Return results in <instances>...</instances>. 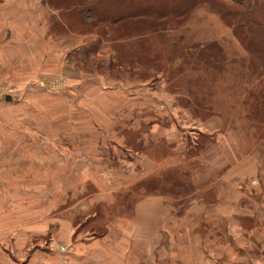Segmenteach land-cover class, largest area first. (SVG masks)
I'll return each instance as SVG.
<instances>
[{"label": "rangeland", "instance_id": "1", "mask_svg": "<svg viewBox=\"0 0 264 264\" xmlns=\"http://www.w3.org/2000/svg\"><path fill=\"white\" fill-rule=\"evenodd\" d=\"M239 1L0 0V264H264Z\"/></svg>", "mask_w": 264, "mask_h": 264}, {"label": "trees", "instance_id": "2", "mask_svg": "<svg viewBox=\"0 0 264 264\" xmlns=\"http://www.w3.org/2000/svg\"><path fill=\"white\" fill-rule=\"evenodd\" d=\"M239 0H236V2H238ZM240 2V1H239ZM260 5V9L264 10V2L259 4ZM255 8V4H251L248 6V10H253Z\"/></svg>", "mask_w": 264, "mask_h": 264}, {"label": "built area", "instance_id": "3", "mask_svg": "<svg viewBox=\"0 0 264 264\" xmlns=\"http://www.w3.org/2000/svg\"><path fill=\"white\" fill-rule=\"evenodd\" d=\"M5 95H7V93H1V96H5Z\"/></svg>", "mask_w": 264, "mask_h": 264}, {"label": "water", "instance_id": "4", "mask_svg": "<svg viewBox=\"0 0 264 264\" xmlns=\"http://www.w3.org/2000/svg\"><path fill=\"white\" fill-rule=\"evenodd\" d=\"M8 98H9V97L6 95V96H5V99H8Z\"/></svg>", "mask_w": 264, "mask_h": 264}, {"label": "crops", "instance_id": "5", "mask_svg": "<svg viewBox=\"0 0 264 264\" xmlns=\"http://www.w3.org/2000/svg\"><path fill=\"white\" fill-rule=\"evenodd\" d=\"M126 252H129V249L128 250H126ZM132 252V251H131ZM141 262V261H140ZM141 264V263H140Z\"/></svg>", "mask_w": 264, "mask_h": 264}]
</instances>
